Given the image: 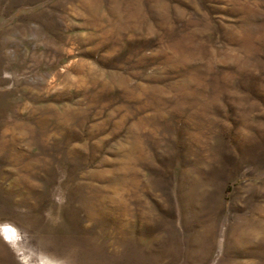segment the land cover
Here are the masks:
<instances>
[{
	"label": "rangeland",
	"instance_id": "1",
	"mask_svg": "<svg viewBox=\"0 0 264 264\" xmlns=\"http://www.w3.org/2000/svg\"><path fill=\"white\" fill-rule=\"evenodd\" d=\"M0 264H264V0H0Z\"/></svg>",
	"mask_w": 264,
	"mask_h": 264
},
{
	"label": "bare ground",
	"instance_id": "2",
	"mask_svg": "<svg viewBox=\"0 0 264 264\" xmlns=\"http://www.w3.org/2000/svg\"><path fill=\"white\" fill-rule=\"evenodd\" d=\"M8 227V226H7ZM11 234V233H10Z\"/></svg>",
	"mask_w": 264,
	"mask_h": 264
}]
</instances>
